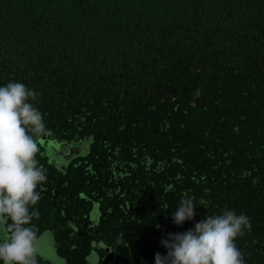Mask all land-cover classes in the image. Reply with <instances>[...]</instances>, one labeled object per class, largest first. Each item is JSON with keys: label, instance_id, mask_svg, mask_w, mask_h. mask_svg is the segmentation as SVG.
I'll list each match as a JSON object with an SVG mask.
<instances>
[{"label": "trees", "instance_id": "16d2710c", "mask_svg": "<svg viewBox=\"0 0 264 264\" xmlns=\"http://www.w3.org/2000/svg\"><path fill=\"white\" fill-rule=\"evenodd\" d=\"M10 80L40 93V137L86 147L58 168L38 138L48 179L33 223L55 229L69 264L86 253L72 240L81 188L101 195L99 231L122 244L140 230L153 247L149 206H163L153 221L168 232L193 227L164 207L185 195L204 204L196 221L244 213L236 245L245 264H264V0H0V84ZM128 161L141 186L151 175L161 187L151 200L122 176ZM91 232L78 231L84 247Z\"/></svg>", "mask_w": 264, "mask_h": 264}, {"label": "clouds", "instance_id": "9594fccd", "mask_svg": "<svg viewBox=\"0 0 264 264\" xmlns=\"http://www.w3.org/2000/svg\"><path fill=\"white\" fill-rule=\"evenodd\" d=\"M40 93L19 80L0 84V264H62L54 237L33 223L41 199L39 188L48 179L39 164L38 138L47 133L37 104ZM199 205L183 196L171 214L186 231L169 232L161 239L166 254L157 251L154 264H245L237 237L250 227L248 217L233 209L205 214L198 221ZM159 227V225H157Z\"/></svg>", "mask_w": 264, "mask_h": 264}, {"label": "flooded vegetation", "instance_id": "af4514ba", "mask_svg": "<svg viewBox=\"0 0 264 264\" xmlns=\"http://www.w3.org/2000/svg\"><path fill=\"white\" fill-rule=\"evenodd\" d=\"M46 135L43 137L39 138V143L43 145L45 148L42 149L41 154L45 155V152L47 151V156L49 159H46L49 164H53L58 168H65L70 165V163L75 162L74 156H79L80 154H85L86 152V147L84 145H68L64 141H50ZM82 163V160H77L76 163ZM86 162V161H85ZM136 163V162H135ZM134 163V164H135ZM131 161L126 162V166L124 168L123 175L126 180L131 183L133 186V180L137 184L134 188H136L135 193H138L140 196V199H150L151 197H154L155 195L158 194L159 190L161 187L156 185L152 178L151 175L148 176L149 182L145 183V186H141L139 183H142L139 181V179H142L138 173L139 170L134 169ZM88 173V172H87ZM91 175L90 173H88ZM93 178V177H92ZM95 181L96 179H99L97 176H94L93 178ZM136 179V180H135ZM144 179V178H143ZM130 187V185H129ZM143 189V191L141 189ZM173 188V187H172ZM83 198L85 199L86 206L84 203L82 205L77 206L79 207V217H81V221L79 223H75L74 227V232H73V242H74V247L75 250H79V252L85 251V255L77 254L79 257L78 263L79 264H154V257L155 253L157 252L155 248L159 246L158 249H161L160 252H164V247L162 244L159 242L161 241L162 238L166 236L168 231V227L165 224H162L161 221H158L155 225L153 219L159 220V217L161 216L160 214L163 213L161 209L163 208L162 205L159 204L160 208L157 207V210L155 209L154 206H149L148 211H150V216L151 218L145 216L143 219L149 218L150 220L148 221L151 224V228L147 230L146 232H149L152 235L151 239V244L153 247H149L146 241L148 239H144V235L148 234H140V230H137L135 235H133L132 239L128 238L124 244L119 242V238H115V234L117 230L111 231V238L109 241L104 239V236L102 235L103 231L100 230L101 223L104 218V211H103V201L101 200V195L97 191H94L95 194L92 196L89 195L88 193H85L83 189L81 188L78 190V192ZM173 203L165 205L164 207L167 209L168 212L174 211V204H176V201L173 200ZM88 206H91V210L88 213H85L86 208ZM146 206V205H145ZM83 212V214H81ZM130 215V214H129ZM134 221L129 220L132 225V231L134 229H142L141 224L142 220L138 219L137 214L134 212L131 214ZM127 218H130L127 216ZM148 222L143 225L144 227L148 225ZM190 226L194 225V221H189ZM129 224V223H128ZM72 225V224H70ZM159 225V227H157ZM86 229H90L95 238H92V241L89 242L86 247H84L83 238L79 235L78 231L80 232H85ZM117 229V228H116ZM144 231L146 230L143 228ZM157 229V233H154V231ZM55 229L50 227V228H45L43 229V233H46L48 236L54 237L56 245H57V252L60 257L63 258L62 264H69V258L66 257L65 255L61 254L60 248L63 246V242L57 237L55 234ZM126 231L129 233L130 232V227H126ZM143 231V230H142ZM141 231V232H142ZM170 232H173L172 230ZM177 232V231H176ZM153 233V234H152ZM257 234V233H256ZM79 235V236H78ZM259 235V233H258ZM120 236V235H119ZM253 239H257V236L251 235ZM259 237V236H258ZM264 237V235H263ZM146 240V241H145ZM257 243L261 245L263 248L262 253L264 252V241L259 242L257 240ZM165 254V253H164ZM81 256V258H80ZM263 260L264 258L261 257ZM71 260H73L71 258ZM40 264H47L46 261L42 260L40 261ZM254 264V263H253Z\"/></svg>", "mask_w": 264, "mask_h": 264}]
</instances>
